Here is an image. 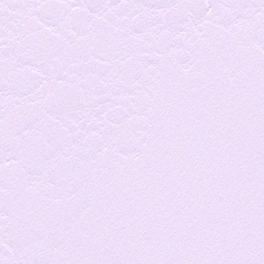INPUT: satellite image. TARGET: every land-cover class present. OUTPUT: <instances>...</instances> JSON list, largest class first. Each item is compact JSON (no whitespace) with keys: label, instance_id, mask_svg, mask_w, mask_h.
<instances>
[{"label":"snow or ice","instance_id":"1","mask_svg":"<svg viewBox=\"0 0 264 264\" xmlns=\"http://www.w3.org/2000/svg\"><path fill=\"white\" fill-rule=\"evenodd\" d=\"M0 264H264V0H0Z\"/></svg>","mask_w":264,"mask_h":264}]
</instances>
